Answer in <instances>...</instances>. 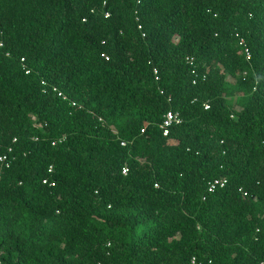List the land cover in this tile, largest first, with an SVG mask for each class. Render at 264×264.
Returning <instances> with one entry per match:
<instances>
[{"label": "trees", "instance_id": "trees-1", "mask_svg": "<svg viewBox=\"0 0 264 264\" xmlns=\"http://www.w3.org/2000/svg\"><path fill=\"white\" fill-rule=\"evenodd\" d=\"M0 42V264H264V0H0Z\"/></svg>", "mask_w": 264, "mask_h": 264}, {"label": "built area", "instance_id": "built-area-1", "mask_svg": "<svg viewBox=\"0 0 264 264\" xmlns=\"http://www.w3.org/2000/svg\"><path fill=\"white\" fill-rule=\"evenodd\" d=\"M109 13H107L108 15ZM239 42L240 44H242L245 47V53L247 55V57H250L251 53L248 49V47L246 46V42L244 40V38L239 37ZM2 45V43L0 42V46ZM195 82V81H194ZM209 103H205V108H209ZM181 121L180 118V113L177 110L174 109H168L164 115L163 118V122H162V130H163V134L167 135L169 133L170 127H172L174 124H177ZM16 140V138H14V141ZM124 144V143H122ZM13 151L12 147L8 148V152L4 153L2 155H0V161L2 162H6L7 165H9L8 159H9V154ZM124 172H126V169H124ZM44 182H46V180H44ZM227 183V179L226 178H219L216 177L214 179H211L208 181L207 183V190L209 192H214L217 188L219 187H224L225 184ZM192 263L194 264H201L200 262H198L196 260L195 257L192 258Z\"/></svg>", "mask_w": 264, "mask_h": 264}]
</instances>
